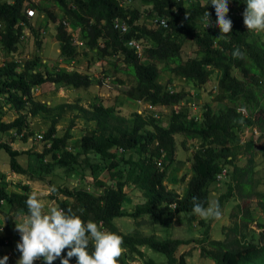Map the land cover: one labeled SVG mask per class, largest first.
<instances>
[{"label": "trees", "instance_id": "1", "mask_svg": "<svg viewBox=\"0 0 264 264\" xmlns=\"http://www.w3.org/2000/svg\"><path fill=\"white\" fill-rule=\"evenodd\" d=\"M53 1L65 18L79 28L84 48L87 47L89 51L95 53L97 60L116 55L126 65V69L122 70L134 78V85L127 92L131 99L142 100L156 107L179 105L189 97L185 91H174L170 86L165 88L159 82L160 66H163L164 70L172 71L176 77L197 82L199 85L206 84L213 73V69L208 67L212 66L222 72L220 86L224 89L229 102L235 106L227 111L215 112L208 104L201 115L194 116L185 108L186 110L176 112L166 127L157 123L153 115L142 117L134 113V120L130 126L122 127L114 116V109L98 105L87 118L96 122L97 128L86 133L71 151L68 149L71 147L72 128L63 136H58L56 125L61 116L56 115L52 119L50 129L44 135V141H40L44 144L42 151L35 153L36 162L28 168L23 167L18 161L22 152L14 150L8 143L0 142V151L4 150L10 156L11 170L18 175H27L30 182H42L57 168L65 169L69 175L75 174L76 165L83 158L87 161L91 154L100 157L102 161L107 162L105 165L111 175L110 180H115L117 186H108L105 181L97 180V185L106 186L107 189L100 197L94 196L86 189L60 187L57 193L65 196L58 201L60 208L71 209L85 222L89 220L98 224L102 222L103 228L123 237L124 246L132 258L136 256L144 259L146 254L141 248L148 247L164 254L168 264H187L186 255L178 258L176 254L180 247L195 242L194 239L162 240L156 235L139 233L125 235L114 224V220L129 215L122 210V206L128 201L124 193L127 185L138 188L146 198V202L138 205L130 216L135 218L151 216L153 223L165 228L171 227L181 215H186L190 223L195 222L196 215L192 213L193 197L207 207L208 187L218 181L217 176L227 167L233 169L230 172L231 177L241 184L239 190H246L247 195L255 193L252 179L255 174L254 161L250 159L249 165L245 168L236 164L237 155L242 148L236 132L255 127L264 134V42H253L251 32H248L243 23L245 0H233L234 10L228 14L233 28L227 38H219L221 32L215 26V10L211 5L204 4V0H198L188 6L178 0H130L141 1L148 6L152 4V9L149 10L147 7L144 13L124 4L123 1L128 0ZM29 7L46 13L57 22L47 6L44 7L33 0H0V47L4 51L11 54L18 51L25 27H29L38 39V32L25 12ZM205 11L211 14L210 29L205 28L203 20ZM143 15L147 19L151 16L165 17L168 19L169 27L163 29L153 22L152 26L151 21L149 24L142 23ZM117 23L127 25L128 32L122 34L115 28ZM57 39L61 44L62 57L74 60L80 55L73 35L68 32L64 23L57 25ZM131 40L141 44L142 55L127 46ZM186 40L194 42L199 54L185 60L182 54ZM237 49L243 54L242 58L233 56ZM143 58L147 63L142 62ZM38 65L39 59L36 58L24 64L13 60L0 66V101L7 99L16 110H26L31 116H37L41 113H50L52 109L35 101L32 96L35 87L51 83L80 89L93 84L90 76L76 71L68 73L46 69L44 72H33ZM118 67L119 65L115 63V68ZM21 68L22 71H19ZM233 69L240 70L241 79L233 76ZM236 107L246 109L249 117L242 118ZM61 109L64 110L65 106H61ZM26 127V114H21L10 123L0 119L2 134L11 131L21 133ZM176 135H185L189 140L201 141V148L195 154L193 163L196 176L190 180L183 195L168 190L164 184L168 178V167L175 160ZM28 137L26 135L24 140L26 141ZM154 144L157 145L153 147ZM246 146L250 152L255 143L251 140ZM119 149L124 152L119 154ZM129 152L131 154L126 157L125 153ZM134 155L137 156L136 159ZM159 161H162L161 164ZM91 167L94 176L101 171L100 163L92 164ZM20 188L22 192L8 193L6 188L1 186L0 205L4 201H9L11 209L26 214L25 201L31 187L28 184ZM233 190L235 188L230 186L229 192L220 197L218 201L220 206L224 200L233 197ZM256 194L261 200L260 207L264 212V192ZM253 216L251 210L247 208L242 219L245 223H254L256 218ZM6 219L8 236L14 233L20 236L15 230L13 217L6 214ZM200 225L205 228L204 238L197 240L201 245L203 257L212 259L217 264H264V237L248 238L240 234L241 225H236L233 229L236 236L233 239L227 237L216 240L211 238L210 227L205 221L201 220ZM259 226L264 228L262 224ZM238 235L242 237L239 238ZM89 251L92 249L89 248ZM64 254H67V249ZM70 262L76 264V258L73 257ZM119 264H126V261L120 258ZM145 264L156 263L149 259Z\"/></svg>", "mask_w": 264, "mask_h": 264}, {"label": "rangeland", "instance_id": "2", "mask_svg": "<svg viewBox=\"0 0 264 264\" xmlns=\"http://www.w3.org/2000/svg\"><path fill=\"white\" fill-rule=\"evenodd\" d=\"M33 2L44 5V7L47 6V9L56 17L57 22H54L46 13L43 14L34 9L36 15L31 17L30 21L38 32V39L29 27H25L23 29L22 41L15 54L6 52L0 47V66L5 63H10L13 60L24 64L27 61L37 58L39 59V65L33 72H44L46 69L56 72L66 71L68 73L76 71L82 75L90 76L93 79V84L87 88L80 89L51 83L35 87L32 92L35 101L46 104L52 109L50 113H41L37 116H31L26 110L18 111L7 99H1L0 119L3 122H13L21 114H26L27 127L24 128L21 133L17 131L4 134L0 133V142L8 143L14 150L22 152L18 161L23 167L28 168L30 165L35 164V153H40L44 145L39 142V140L36 141L35 138L39 135H45L52 125L53 117L56 115L61 116L56 125L58 136H63L69 128H72L71 147L68 149L71 151L74 145H76L86 133H90L97 128L96 122L89 121L87 118L94 110V107L98 105L114 109V116L118 119L122 127L127 125L130 126L131 121L134 120V113L142 117L153 115L157 119V123L166 127L169 125L176 112L186 109H188L189 113L192 115L197 116L203 113L204 107L208 104L215 112L218 110L227 111L231 107H235L229 102L226 97L227 95L224 93V89L220 86L222 72L218 69H214L212 66L208 67V69L212 68L213 73L204 85H199L197 82H189L186 79L176 77L172 71L164 70V67L160 66L161 73L159 82L165 88L170 86L174 91L183 90L189 95V97L179 105L153 107L142 100L131 99L127 95V92L134 85V78L124 73L122 69H126V65L119 60L118 56H108L103 60H97L95 53L89 51L87 47L84 48V44L80 40L79 28L65 18L53 0H33ZM123 2L128 5V7H135L141 10L142 13L148 8L149 10L152 9V4L148 6L141 1L132 2L128 0ZM203 3L210 5L211 0H204ZM228 7L229 11L234 10L233 0H230ZM29 8L31 9V7ZM155 18V16H151L147 19L146 16L143 15L141 22L149 24L151 21L152 25ZM59 23H64L68 32L73 35L74 42L78 47L80 55L74 60H68L61 56V44L57 39V25ZM251 40L253 42H264V32L258 34L251 32ZM40 42L41 44H39ZM198 54L199 49L195 47L194 42L186 40L183 45V58L186 60L189 57H196ZM142 62L147 63V60L143 58ZM115 63L119 65L117 68L118 70L115 68ZM19 71H22V68L19 69ZM232 74L238 80L241 79L239 69H233ZM61 106H65V109L62 110ZM236 108L237 112L241 113L242 118L249 117V113L246 109H244L243 112H239L238 109L241 108ZM116 125H118V122ZM236 134H238L239 137L238 143L242 145L237 155L236 164L238 167L245 168L249 165L250 159L254 161L255 174L252 176V179L254 183L253 191H255V193L247 195L246 190L240 189V191L239 185L241 186V184H238V181L230 175L233 169L228 167L223 169L217 176L218 181L213 182L208 187V203L210 201H219L220 197L229 192L230 186L235 188V190H233V197L224 200L221 206L223 216L220 220H203L196 216L195 222L190 223L186 215H181L182 217L180 216L171 227L165 228L160 224L157 225L153 223V217L151 218V216L144 215L138 218L132 217L130 214L136 211L138 205L144 204L146 198L138 188L127 185L124 188V193L127 195L128 201L122 206V210L126 211L129 215L116 218L114 224L125 235L137 233L156 235L162 240L194 239L195 242L180 247L176 254L178 258H180L181 255H186L187 264H217L212 259L205 258L201 254V245L197 242V240L204 238L203 234L205 228L203 226L201 227V220L205 221L210 227L209 232L212 239L223 240L227 237L233 239L236 236L233 231L236 225H241L240 234H244L248 238H252L253 236L260 238L264 237V228L259 226V224L264 225V212L260 207L261 200L256 194L258 192H264V134L259 128L255 127L245 128L240 132L237 131ZM26 135L29 137L25 141L24 138ZM251 140L254 141L255 146L252 148V151L248 152L246 145ZM175 143V160L174 163L168 167V178L165 180L164 184L167 186L168 190L183 195L188 189L190 180L196 176L193 163L195 154L201 148V141L197 139L189 140L185 135H176ZM156 145L157 144H154L153 147ZM118 152L121 154L124 151L119 149ZM130 154L131 152L125 153L126 157ZM88 157L87 161H84L83 158V160L76 165L75 174L69 175L65 169L57 168L42 182H30L27 175H18L11 170L10 156L7 152L1 150L0 187L4 186L8 193L22 192L20 187L29 184L31 187L30 193L37 192L38 195L44 193L40 198L45 201V211H47L50 206H58L60 208L58 201L64 199L65 196L61 193H57V191L63 186L86 189L87 192L96 197H100L107 189L106 186L100 187L97 185L96 181L103 180L108 186H117L116 181L110 180L111 175L105 165L107 162L102 161L100 157H96L93 154ZM134 157L136 159L137 156L134 155ZM49 161H51V159H49ZM161 162L159 161L158 163L161 164ZM95 163L101 164V171L94 176L91 165ZM165 163L167 164V162ZM166 164H164V166ZM52 186L56 188V192L48 193L47 188ZM246 205L248 207H246ZM11 207L9 201H4L0 205V259L7 256V264H17L21 256L16 247L20 242V236L16 233L8 236L6 214H10L13 217L15 224L22 222L26 214L13 210ZM247 208L251 210V214L254 215V219L256 218V222L245 223L243 221L242 217L246 214ZM238 236L239 238L242 237L241 235ZM141 249L146 254L144 259L136 256L132 258L133 256H130L128 250L121 258L126 261V264H145L149 259H153L156 264H168V259L164 254L158 253L148 247H142ZM62 257H66V255L63 253ZM34 264H44V262L41 259L35 261ZM53 264H60V259L58 258L55 260ZM69 264L73 263L69 262Z\"/></svg>", "mask_w": 264, "mask_h": 264}, {"label": "clouds", "instance_id": "3", "mask_svg": "<svg viewBox=\"0 0 264 264\" xmlns=\"http://www.w3.org/2000/svg\"><path fill=\"white\" fill-rule=\"evenodd\" d=\"M229 2L211 0L215 26L221 32L219 38H227L232 32L233 24L228 18ZM245 4L243 23L248 32H264V0H245ZM210 15L207 11L203 14L205 28L212 26ZM233 56L242 58L243 54L237 49ZM238 111L243 112L244 109ZM47 192L54 193L56 188L48 187ZM43 194L32 192L28 195L25 201L27 213L22 222L15 224V230L20 234L16 247L21 256L17 264H34L41 259L44 264H53L58 258L60 264H69L73 257L76 264H119L120 258L127 252L122 236L103 228L102 222L83 221L71 209L50 206L45 211V201L40 198ZM192 213L203 220L218 221L223 216L218 201H210L205 207L196 197H193ZM66 249V257H62ZM7 261L8 257L4 256L0 264H7Z\"/></svg>", "mask_w": 264, "mask_h": 264}, {"label": "built area", "instance_id": "4", "mask_svg": "<svg viewBox=\"0 0 264 264\" xmlns=\"http://www.w3.org/2000/svg\"><path fill=\"white\" fill-rule=\"evenodd\" d=\"M178 1L184 2L185 5L188 6V5L196 3L198 0H178ZM26 12H27L28 17H30V18L34 17L36 15V11L32 8L27 9ZM153 23L162 27L163 29H167L169 27L168 19L165 17L164 18H155L153 20ZM115 28L119 29V31L122 34L128 32V26L125 24L117 23L115 25ZM208 28H210V27H208ZM127 46L134 48L136 51H138V54H141V44L139 42H137L136 40H131L130 42L127 43ZM35 140L36 141L39 140V142L44 141V136L39 135L38 137L35 138ZM48 147H50V144H48Z\"/></svg>", "mask_w": 264, "mask_h": 264}]
</instances>
